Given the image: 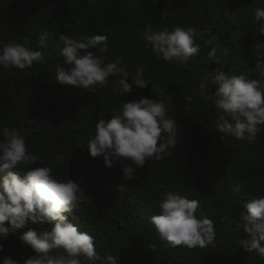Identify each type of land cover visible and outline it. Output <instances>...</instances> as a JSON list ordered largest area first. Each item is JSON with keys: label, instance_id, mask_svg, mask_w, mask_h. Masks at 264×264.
I'll use <instances>...</instances> for the list:
<instances>
[{"label": "trees", "instance_id": "16d2710c", "mask_svg": "<svg viewBox=\"0 0 264 264\" xmlns=\"http://www.w3.org/2000/svg\"><path fill=\"white\" fill-rule=\"evenodd\" d=\"M256 7H264V0H0V41L27 39L43 55L31 68H0V128L23 129L28 151L39 157L32 167L52 166L55 176L79 184L81 205L65 215L94 237L100 255L114 256L120 264H264L238 243L246 236L238 227L244 203L264 196V126L254 143L221 139L212 102L216 88L207 76L220 65L211 61V46L205 43L218 37L214 43L229 50L218 54L225 72L259 79L264 69L259 28L264 22H254ZM147 24L154 31L179 25L203 34L196 39L200 49L189 67L157 59L145 46ZM61 33L77 39L106 35L107 59L123 56L130 72L143 67L151 84L127 97L114 90L112 77L95 93L59 84L56 66L67 67L60 56ZM41 34H47V48L38 47ZM141 96L165 103L167 116L177 121L176 146L164 159L137 168L135 180L125 181L119 165L108 168L102 157H90L87 141L99 119H109L124 100ZM57 154L64 156L58 165L53 164ZM13 171L22 177L27 166ZM166 192L199 201L197 215L203 212L215 222L212 245L172 248L161 240L149 218L158 214ZM48 227L29 223L9 233L0 256L23 264L34 253L22 247L19 236L29 228L39 232Z\"/></svg>", "mask_w": 264, "mask_h": 264}, {"label": "clouds", "instance_id": "9594fccd", "mask_svg": "<svg viewBox=\"0 0 264 264\" xmlns=\"http://www.w3.org/2000/svg\"><path fill=\"white\" fill-rule=\"evenodd\" d=\"M89 2L94 4L96 0ZM252 15L254 22H264V7H256ZM259 32L264 35V26ZM145 39V46L151 48L157 59L176 62L185 68L200 49L196 30L179 25L171 31L168 28L154 31L152 25L147 24ZM218 39L205 41L211 46L209 58L220 65L207 73L216 88L212 95L215 130L222 134L221 139L228 136L254 143L264 126V69L260 70L259 79H250L246 73L225 72L219 55H228L229 50L214 43ZM58 40L62 45L60 56L67 66H56L54 80L61 85L95 93L107 86L112 77L114 90L127 97L151 84V80L144 77L143 67L130 72L123 56L107 59L106 35H82L77 39L61 33ZM37 44L39 48H47V34H41ZM42 58V52L29 47L27 39L23 43L0 41V68L5 71L31 68ZM166 113L162 100L144 96L124 100L115 115L107 120L99 119L95 124L94 134L87 141L90 157H102L108 168L119 165L125 181L135 180L137 168H143L148 160L164 159L176 146L177 121ZM38 160V155L28 151L23 129L0 128V173H5L0 178V253L4 251L3 241L8 239L9 233H17L29 223H38L49 227L39 232L29 228L19 236L22 247H29L34 253L24 259L23 264H120L114 256L100 255L94 237L79 231L65 215L81 205L83 193L79 184L71 178H58L52 166L32 167ZM63 160V154H57L53 164L58 165ZM20 166H27L22 177L13 171ZM239 187L236 186L237 190ZM199 207L198 200L166 192L158 203V214L152 215L149 222L161 240L172 248H206L215 241V222L203 212L197 215ZM244 209L238 227L246 236L239 240V246L264 259V196L248 200ZM0 264L20 262L10 256H0Z\"/></svg>", "mask_w": 264, "mask_h": 264}, {"label": "rangeland", "instance_id": "374dc122", "mask_svg": "<svg viewBox=\"0 0 264 264\" xmlns=\"http://www.w3.org/2000/svg\"><path fill=\"white\" fill-rule=\"evenodd\" d=\"M130 2H134L135 0H129ZM203 36V34L202 33H197V37H202ZM204 85H205V83H204Z\"/></svg>", "mask_w": 264, "mask_h": 264}]
</instances>
